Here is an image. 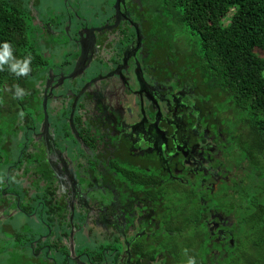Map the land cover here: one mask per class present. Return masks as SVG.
Segmentation results:
<instances>
[{
    "label": "flooded vegetation",
    "instance_id": "flooded-vegetation-1",
    "mask_svg": "<svg viewBox=\"0 0 264 264\" xmlns=\"http://www.w3.org/2000/svg\"><path fill=\"white\" fill-rule=\"evenodd\" d=\"M20 1L43 58L23 87L2 92L0 149L14 147L3 167L0 157V255L17 264L247 258L264 209V154L163 1Z\"/></svg>",
    "mask_w": 264,
    "mask_h": 264
},
{
    "label": "trees",
    "instance_id": "trees-1",
    "mask_svg": "<svg viewBox=\"0 0 264 264\" xmlns=\"http://www.w3.org/2000/svg\"><path fill=\"white\" fill-rule=\"evenodd\" d=\"M168 17L193 39L213 87L223 90L257 134L264 154V0H162ZM20 0H0V114L43 58L28 41ZM3 92V94H2ZM249 233V253L235 264H264V209Z\"/></svg>",
    "mask_w": 264,
    "mask_h": 264
},
{
    "label": "rangeland",
    "instance_id": "rangeland-1",
    "mask_svg": "<svg viewBox=\"0 0 264 264\" xmlns=\"http://www.w3.org/2000/svg\"><path fill=\"white\" fill-rule=\"evenodd\" d=\"M152 7L155 8V9H160L159 8V3L158 1L156 0H153V4H152ZM175 30H177L176 27H174ZM34 27L32 24L29 25V33H28V41L31 42V44L35 47L37 45V39L36 37L34 36L33 34V30ZM38 51V50H37ZM254 53L260 57V58H264V51H260V50H254ZM262 76L264 77V70L262 72ZM33 103L29 106L30 110H34L35 109V102L36 100L33 99ZM33 106V108H32ZM3 116V115H2ZM16 124V118L11 120V119H8V121L6 122V125H5V128L6 130L10 129L13 125ZM2 140L0 138V144H1ZM10 142V145L8 146L10 149L14 147V142H12L11 144V141L9 140ZM7 147V148H8ZM7 148L6 149H0V157L2 158V163H1V167L5 166V164H7L8 162V155L10 153V150L7 151ZM237 196H239V192L237 193ZM241 199V198H238V200ZM232 203L235 202V199L232 198L231 200ZM1 243V242H0ZM0 252H2L1 250V244H0ZM4 256L0 255V264H17L16 261L14 259H10L9 258H3Z\"/></svg>",
    "mask_w": 264,
    "mask_h": 264
}]
</instances>
